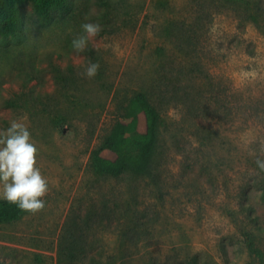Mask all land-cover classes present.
<instances>
[{"label": "rangeland", "instance_id": "1", "mask_svg": "<svg viewBox=\"0 0 264 264\" xmlns=\"http://www.w3.org/2000/svg\"><path fill=\"white\" fill-rule=\"evenodd\" d=\"M73 1L55 23L28 4L26 38L0 37V129L23 119L50 189L0 224V264H60L71 238L91 264H264V0ZM85 22L102 31L76 53ZM139 93L160 114L154 168L98 175Z\"/></svg>", "mask_w": 264, "mask_h": 264}, {"label": "trees", "instance_id": "2", "mask_svg": "<svg viewBox=\"0 0 264 264\" xmlns=\"http://www.w3.org/2000/svg\"><path fill=\"white\" fill-rule=\"evenodd\" d=\"M245 2L247 6L258 4L257 0H231ZM73 0H0V37L24 40L29 15V4L37 17L54 21L55 11L68 12ZM257 21L261 14H252ZM160 114L145 93L137 94L130 102L126 115L113 127L111 134L92 154L94 169L98 175L119 177L125 173L137 176L150 175L155 164L159 146ZM264 198V195H263ZM26 212L15 204L0 199V224L11 223ZM66 259L60 264H91L84 261L85 248L75 238L65 247ZM195 264V263H189Z\"/></svg>", "mask_w": 264, "mask_h": 264}, {"label": "clouds", "instance_id": "3", "mask_svg": "<svg viewBox=\"0 0 264 264\" xmlns=\"http://www.w3.org/2000/svg\"><path fill=\"white\" fill-rule=\"evenodd\" d=\"M101 31L99 23H83L81 32L71 41L72 49L76 53L84 52ZM99 69L98 62L89 61L83 75L89 79L94 78ZM37 156L38 148L22 118L12 120L6 129H0V198L33 214L44 210V198L50 190L47 178L37 166ZM256 165L264 170V160L257 159Z\"/></svg>", "mask_w": 264, "mask_h": 264}]
</instances>
